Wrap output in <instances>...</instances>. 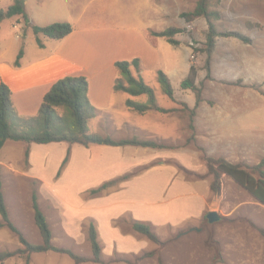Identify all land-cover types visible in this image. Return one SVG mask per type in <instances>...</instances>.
Listing matches in <instances>:
<instances>
[{
    "label": "rangeland",
    "instance_id": "1",
    "mask_svg": "<svg viewBox=\"0 0 264 264\" xmlns=\"http://www.w3.org/2000/svg\"><path fill=\"white\" fill-rule=\"evenodd\" d=\"M148 1L97 0L84 11L82 23L91 26L99 22L109 28L119 25L125 29L124 18L128 19L129 9L132 15L139 10L143 19V9L162 6L163 31L181 30L174 37L177 44H172L165 37L144 34L136 20L131 24V32L141 30V36L159 51L157 61L144 65L140 60V71L133 68V73L155 91L157 104L170 111L160 113L152 109L144 116L138 115L126 107L129 95L121 92L112 101L111 119L116 127L107 123L106 110L89 122L91 133L117 140L136 137L163 145L160 149H148L157 151L156 163L163 162L173 179L164 181L163 201L158 199L157 207H148L141 221L151 226L161 244L133 229L137 220L136 213L131 211L115 220L121 236L120 250H113L108 210L103 205L107 191L124 181L121 177L131 178L152 165L132 166L127 174L112 180L117 173L111 170V165L95 164L94 179L89 177L85 181L83 163L87 158L108 160L112 156L95 149L73 151L68 143L34 147L10 141L1 150L0 175L10 219L30 243L42 244L32 204L36 192L52 231V244L87 258L93 257L88 230L90 223H94L99 232L102 262L82 264H264V235L260 232L264 229V205L226 175L222 176L221 192L213 193L210 189L213 178L208 174L206 162L207 157L225 158L253 166L264 158V0H220L211 7L221 14L219 18L213 16L209 21L198 17L191 22L183 14L192 12L198 0ZM85 3L86 0L76 3L75 15ZM10 5L9 0H3L0 9ZM27 10L40 26L47 25L51 18L74 19L70 12L66 13L64 0H30ZM7 22L4 29L9 30ZM210 23L215 25L217 36L209 52ZM138 46L137 41L133 42L131 52L123 56L126 61L141 58ZM176 56L175 63H171ZM192 67L197 72L199 103L196 91L182 87ZM159 70L170 78L175 92L173 99L164 93L158 80ZM134 99L150 105L148 95ZM101 119L107 121L104 126L99 123ZM125 122L131 125L123 127ZM69 149L72 157L58 175ZM90 171L91 168L86 169ZM106 183H109L106 188L93 193ZM210 212L216 213L220 220L209 223ZM19 248L23 245L18 236L8 227H0V252ZM153 251L155 254L148 255ZM0 264L75 262L68 254L49 251L32 254L29 261L24 256H15Z\"/></svg>",
    "mask_w": 264,
    "mask_h": 264
},
{
    "label": "crops",
    "instance_id": "2",
    "mask_svg": "<svg viewBox=\"0 0 264 264\" xmlns=\"http://www.w3.org/2000/svg\"><path fill=\"white\" fill-rule=\"evenodd\" d=\"M2 1L0 0V2ZM64 1L67 2L68 7L66 13L70 12L71 17L74 16V19L69 21V19L51 18L47 25L54 22H71L73 32L61 40H53L44 35H39L38 37L44 44L43 48L38 45L37 36L32 29V25L39 24L40 26L42 24L37 23L28 12L27 5L30 0L25 1V9L29 17L28 24L19 16L12 17L14 19H5L2 22L0 28V82H5L12 90L13 104L19 115L32 117L38 113L44 96L57 81L68 76H85L89 80V97L92 104L98 109V115L101 111L106 110L107 113L104 116L109 118L106 122L111 127H116L114 120L111 119L113 115L111 108L114 106L112 103L113 97L121 92L114 89L115 82L119 78L115 63L127 59L123 56L127 52H131L133 42L136 41L139 45L138 48L141 47L140 52L143 54L139 58L142 64H152L159 59L157 47L149 43L150 40H145L141 36V30H137V33L131 32V24L133 20H136L143 28L144 34L146 33L154 38L159 37L154 35L153 32L163 31V7L160 6L151 10H148V8L143 9V19L140 17L139 10L135 15H132L129 9L128 19L124 18V22H126L124 29L119 25L109 28L99 22H94L91 26H83L84 11H87V8L97 0H86L78 15H75L74 10L77 11L76 6L78 4L76 3L81 0H76V3L72 0ZM143 1L149 3L148 0ZM9 3L13 4L14 0H9ZM47 13L48 11L45 14ZM5 21H9L7 22L9 23V30L4 29ZM138 40H143V42H138ZM21 50L24 54L20 59V65L17 66L15 62ZM176 60L177 56L175 60L170 61L175 63ZM106 122L104 119L99 120V123L103 126ZM130 125L131 123L125 122L123 127ZM33 145L34 147L46 146L31 144V146ZM34 147H31V149H34ZM81 149H95L102 154L112 156L108 160H105L106 157L103 160L100 158L96 160L93 157L91 159L87 158V161L83 163L85 165V168H83L85 181L89 177L91 180L94 179L92 171L95 164L111 165V170L117 173L110 178L112 180L127 174L131 171L132 166L138 168L152 165L149 169H144L141 173L124 180L119 187L107 191V200L103 205L108 210L109 226L112 229L110 237L112 238L113 250H120L118 237L121 236V233L115 226V220L132 211L136 213L134 218L137 221H143V217H146L145 214L143 216V213L148 211L147 208L157 207L159 205L158 199L163 201L164 181L167 179L172 181L173 176L165 169L163 162L156 163L157 151L153 149L106 145L84 147L74 144L71 150L79 152ZM87 168H91V171L86 172ZM177 197H179L178 191Z\"/></svg>",
    "mask_w": 264,
    "mask_h": 264
},
{
    "label": "trees",
    "instance_id": "3",
    "mask_svg": "<svg viewBox=\"0 0 264 264\" xmlns=\"http://www.w3.org/2000/svg\"><path fill=\"white\" fill-rule=\"evenodd\" d=\"M220 0H198L195 9L192 12L184 13L183 17L188 22L193 21L198 17H205L209 21L213 16L219 18L221 14L211 9L213 4ZM19 16L28 24L29 17L25 7L21 5V0H15L7 9H0V28L5 19ZM34 34L37 36L38 45L43 48L44 44L38 37L44 35L53 40H61L73 32V26L69 22H55L46 26L32 25ZM179 28H168L161 32L153 34L159 37H165L172 44H177L174 39L175 35L180 33ZM217 31L215 25L210 23V33L208 35V51H212ZM24 52L20 51L15 64L20 65V59ZM115 67L119 72V78L115 82L114 89L117 92H123L129 95L126 100V107L144 116L150 110L154 109L160 113H168L167 110L157 104L155 91L145 83L141 76H135L133 68L140 71V59L135 58L132 61H117ZM196 68L192 67L189 75L183 80L182 87L196 91L197 103L201 100V93L196 86ZM158 80L161 83L164 93L170 98H174V88L170 78L163 71H158ZM148 95L150 105H145L137 102L134 98ZM194 113V111H192ZM98 116V109L92 104L89 97V80L85 76H68L57 81L52 88L46 93L38 113L32 117H23L17 112L13 100L12 90L3 81L0 82V152L8 141L25 143L26 145L37 144L47 145L51 143H68L69 145L79 144L84 147L91 145H106L112 147H142V148H163V145L154 141L142 140L139 138L113 139L108 136H103L98 133L89 131V122L91 119ZM30 149L27 148L25 155L28 158ZM71 158V150L69 149L61 164L58 175L69 162ZM208 174L213 180L210 183V189L213 193L219 194L222 186V176L226 175L232 178L238 185L246 189L259 203L264 205V158L260 163L250 166L243 163H232L225 158H206ZM129 176H123L120 180H126ZM109 183L104 184L93 193H97L106 188ZM32 204L35 215V222L42 237V244L30 243L20 230L13 224L10 219L9 211L6 205L5 196L3 193V183L0 175V216L2 222L0 227H8L14 232L23 248L15 251L0 252V263L5 260L20 256L30 260L32 254L45 253L55 251L70 255L75 264L82 263H101V244L99 232L94 223H90L88 235L92 248L93 257L87 258L76 255L70 250L57 248L52 244V231L48 220L42 212L38 203V194L33 193ZM210 212L207 215L209 223H214L220 220L211 221ZM133 229L147 237L156 244H161L160 237L152 230L147 223L140 221L133 222ZM264 235V229H260ZM156 251L150 252L148 255L155 254Z\"/></svg>",
    "mask_w": 264,
    "mask_h": 264
},
{
    "label": "water",
    "instance_id": "4",
    "mask_svg": "<svg viewBox=\"0 0 264 264\" xmlns=\"http://www.w3.org/2000/svg\"><path fill=\"white\" fill-rule=\"evenodd\" d=\"M25 1L26 0H21V5L23 7H25ZM218 219H219V216L216 213H211V215H210V220L211 221L218 220Z\"/></svg>",
    "mask_w": 264,
    "mask_h": 264
},
{
    "label": "built area",
    "instance_id": "5",
    "mask_svg": "<svg viewBox=\"0 0 264 264\" xmlns=\"http://www.w3.org/2000/svg\"><path fill=\"white\" fill-rule=\"evenodd\" d=\"M18 37H20V36H18Z\"/></svg>",
    "mask_w": 264,
    "mask_h": 264
}]
</instances>
